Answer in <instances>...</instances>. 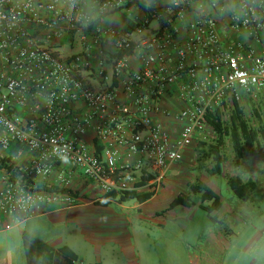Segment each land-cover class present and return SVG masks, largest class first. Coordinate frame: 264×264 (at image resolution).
I'll return each instance as SVG.
<instances>
[{"label":"built area","instance_id":"2783aa9c","mask_svg":"<svg viewBox=\"0 0 264 264\" xmlns=\"http://www.w3.org/2000/svg\"><path fill=\"white\" fill-rule=\"evenodd\" d=\"M120 12L134 22L106 25ZM223 16L259 49L222 38ZM240 92H264V0H0V159L22 171L0 168V232L74 206L76 171L104 195L154 194Z\"/></svg>","mask_w":264,"mask_h":264},{"label":"crops","instance_id":"0c3cea01","mask_svg":"<svg viewBox=\"0 0 264 264\" xmlns=\"http://www.w3.org/2000/svg\"><path fill=\"white\" fill-rule=\"evenodd\" d=\"M155 1L163 4L167 0ZM112 17L105 19L109 27ZM218 24L219 35L225 40L246 41L259 49L258 44L243 34L229 31L225 16ZM118 96L125 100L120 91ZM262 100L264 92L256 100L240 92L238 102L249 114L251 125L264 130V113L260 122L251 117L253 108ZM173 103L175 100L169 97L168 105ZM85 139L91 144L92 133L88 132ZM190 151L187 148L182 160L165 171L159 189L149 200L136 201L130 207L117 200L99 205L97 201L104 194L78 171L74 172L71 189L79 194L74 206L52 207L0 232V264H264V254L260 251L264 247V136H258L254 155L244 156L236 163L231 154L221 165L219 174L211 172V165L209 171H198L197 156ZM136 159L127 157L121 150L118 164L133 163ZM20 162L23 166L27 164L26 154ZM191 171L198 172L195 180L185 182V176ZM230 177L253 184L247 199L240 200L232 194L227 185ZM197 181L218 195L219 210L208 214L194 205L164 212L180 195L172 193L164 208H151L143 216L142 210L157 203L165 190L179 185L186 188ZM64 247L73 256L61 250Z\"/></svg>","mask_w":264,"mask_h":264},{"label":"trees","instance_id":"16d2710c","mask_svg":"<svg viewBox=\"0 0 264 264\" xmlns=\"http://www.w3.org/2000/svg\"><path fill=\"white\" fill-rule=\"evenodd\" d=\"M128 6L125 7V9ZM256 108H253L252 119L256 122L261 121L262 117V102H258ZM227 116V117H226ZM250 119L245 116L243 107L233 97L227 99L221 108L214 110L206 115V127L213 134V142L208 146L207 151L200 150L201 156L197 159L199 161V168L209 171L206 163L211 165V172L219 174L221 172V165L226 162L227 156L223 153V146L225 140H229L231 151L233 152L236 163L244 156H252L256 153V145L258 136H264V130L252 126ZM198 143V142H197ZM14 162H9L8 159H0V168L11 172L12 179H18L22 175L21 168ZM32 189L42 190L47 192L65 191L59 190L55 186L47 187L43 182H32ZM227 185L232 194L238 199H247L251 193L253 184L242 183L238 177H230L227 180ZM69 193L77 198V192ZM153 196V192H125L122 194L109 193L103 196V199L98 200L97 203L105 206L107 201L118 199L121 202L128 200H135L138 203H144ZM86 199V198H85ZM194 205H199L206 213L211 214L220 209L221 203L217 194H215L203 182L190 183L187 186V193L178 195L169 204L164 212L171 211L177 207L189 208ZM65 253L73 256L70 250L62 248Z\"/></svg>","mask_w":264,"mask_h":264},{"label":"rangeland","instance_id":"374dc122","mask_svg":"<svg viewBox=\"0 0 264 264\" xmlns=\"http://www.w3.org/2000/svg\"><path fill=\"white\" fill-rule=\"evenodd\" d=\"M134 22V17L132 14H128L126 12H120V13H117L114 15V17L111 18V20L108 22V24L115 28V29H122L125 25L127 24H132ZM156 24L153 22L151 23V27H154ZM65 49L67 48V46L64 47ZM68 50V49H67ZM259 104V103H258ZM257 104V105H258ZM245 116L249 118V114L246 112L245 113ZM227 117V116H226ZM198 142V143H197ZM213 142V134L210 130H205L202 135L200 136V138L195 141L189 148H190V152L192 154H195L197 156V159L201 156V153H200V150L202 151H207L208 149V146ZM223 153L227 156V157H230L231 154H233V152L231 151V147L229 145V140L226 139L225 140V144L223 146ZM196 164H199V161L196 160ZM207 167L209 168L210 166V163L207 162L206 163ZM197 168V166H196ZM198 171L200 172H204L203 169H197ZM198 172L197 171H191V172H188V174L185 176V179L184 181L187 182V181H193L195 180V177L197 176ZM173 195H176V194H181V195H184L187 193V187L186 188H183L179 185V187H175L174 189H168V190H165L163 193H162V197L161 199H159V201L157 203H153L151 204V206H147L146 208H144L142 210V214L143 216H146V214L149 212V210L151 208H158V209H162L164 208L167 204V201L170 199V194ZM225 192H223V195ZM227 196H229V194H227ZM117 201H119L118 199H115ZM136 201L135 200H128V201H125V207H130L132 204H134ZM156 205V206H155ZM113 210L115 212L118 211V209H116V207H112ZM126 212H129L128 209L126 210ZM131 213H133L131 211Z\"/></svg>","mask_w":264,"mask_h":264},{"label":"clouds","instance_id":"9594fccd","mask_svg":"<svg viewBox=\"0 0 264 264\" xmlns=\"http://www.w3.org/2000/svg\"><path fill=\"white\" fill-rule=\"evenodd\" d=\"M260 251H261V254H264V247H262V248L260 249Z\"/></svg>","mask_w":264,"mask_h":264}]
</instances>
